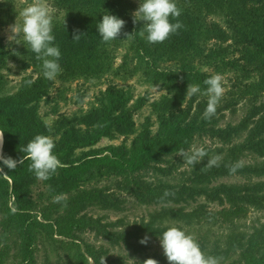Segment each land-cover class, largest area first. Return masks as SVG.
Here are the masks:
<instances>
[{
    "label": "trees",
    "instance_id": "obj_1",
    "mask_svg": "<svg viewBox=\"0 0 264 264\" xmlns=\"http://www.w3.org/2000/svg\"><path fill=\"white\" fill-rule=\"evenodd\" d=\"M99 2L126 21L125 27L133 33L130 37L144 51V38L139 35L143 21L133 23V12L137 8L134 0ZM176 3L183 11L189 10L205 29L211 25L207 13L222 16L237 45L248 43L264 54V12L258 10L259 6L264 5V0H201L202 7L189 0H176ZM13 56L11 47L0 39V130L4 137L2 152L6 157L19 160L25 155L20 149L39 133L41 121L33 116V110H27V98L21 96L7 100L1 96L9 87L3 69ZM260 62L254 60L245 67L237 58L231 63L248 71L264 70V62ZM156 65L155 61L149 74L154 75ZM158 72L161 73L159 77L171 87L173 77ZM195 75L201 85L209 77L206 73ZM198 95H193L177 113L160 112V131L153 133L154 120L147 118L130 154L126 148L109 145L94 150L86 157H73L77 149L96 146L103 137L112 135L117 126L133 122L137 106L127 107L131 97L123 92L109 90L97 130L85 136H77L70 130L65 142H54V154L61 161L62 173L67 177L80 176L93 169H105L119 179L111 178L107 185L92 183L80 187L71 191L66 200L60 203L49 201L33 206L28 200V182L35 177L28 170L30 161L18 164L15 170L8 169L0 161V202L14 197L13 206H8L0 216V264H6L13 247L18 249L20 255L16 264H37L36 251L41 239H49L47 241L54 246L59 257L66 256L69 264H100L101 257H105L106 264H143L148 258L157 260L158 264H170L164 252H150L149 244L140 241L146 235L160 238L168 227H179L173 220L183 219L188 214L181 208H175L172 203L179 204L192 197L206 196L223 203L264 208V97L255 95L250 99L244 115L234 121L231 118L226 120V111L229 109L233 115L238 112L237 98H224L218 104L216 115L206 120L203 113L207 101L200 102ZM206 136L219 139L222 143L204 147L209 155L200 163L186 164L178 152L181 149L188 151L198 138ZM213 155L221 156L219 166L202 171L208 158ZM248 158L254 159L248 161ZM236 162L243 166L232 174L229 166ZM234 175L247 180L209 186L212 180ZM116 186L122 191L134 193L142 202L160 204L161 207L151 210L148 218L128 225H125L123 218L108 220L106 216L89 213L90 207L94 206L123 209L124 199L117 191L111 190V187ZM165 190L173 194L165 197ZM13 208L16 209L15 214L11 211ZM85 230L94 231L112 245L132 248L135 253L131 255L132 258L137 254L139 256L129 261L124 255H114L104 244L85 239L82 236ZM238 232L230 231L228 239H238ZM245 233L247 235L241 246L242 260L234 264H264V220H254L251 229ZM13 235H16L15 239ZM11 238L13 244L10 245ZM200 247L206 256L221 257L229 253V249L221 248L219 243L210 249L207 239L202 240Z\"/></svg>",
    "mask_w": 264,
    "mask_h": 264
},
{
    "label": "rangeland",
    "instance_id": "obj_2",
    "mask_svg": "<svg viewBox=\"0 0 264 264\" xmlns=\"http://www.w3.org/2000/svg\"><path fill=\"white\" fill-rule=\"evenodd\" d=\"M189 1L202 7L201 0ZM32 2L0 0V39L11 47L14 54L3 69L9 87L1 96L7 100L21 96L27 98V110H33V116L41 121L38 134L50 136L55 143L65 142L70 130L77 136L92 134L101 123L103 105L108 101L109 90L130 96L127 107L137 106L133 122L117 126L112 135L103 137L96 146L77 149L73 157H86L94 150L109 145L126 148L130 154L147 118L154 120L152 128L155 133L161 130L160 112L177 113L180 107L187 105L191 98L186 97L189 83L199 85L201 92L198 93V100L207 101V96L203 95L207 86L198 82L196 73L209 76L220 74L225 88L220 101L232 97L239 100L238 112L233 115L228 109L226 120L231 118L238 121L244 115L250 99L255 95L264 97V70L248 71L231 63L240 58L241 63L247 67L254 60L264 62V54L248 43L237 45L222 16L207 13L211 25L205 29L189 10H186L187 13L181 9L178 19L184 27L163 43L151 44L144 38L146 49L143 51L133 42L132 37L124 35L125 32L130 33L125 26L118 39L102 42L97 24L106 12L115 14L108 11L99 0H45L52 16L54 45L61 51V72L54 81L47 80L43 76L42 61L36 59V54L23 41L22 34L13 41L8 39L9 26L17 19L20 20V11ZM134 2L138 8L141 0ZM258 10L264 12V5L259 6ZM75 30L83 34L78 42L72 39ZM155 61L156 72L151 75L148 71ZM158 71L173 77L171 87L159 77L161 73ZM29 80L34 83L29 85ZM221 143L219 139L206 136L198 138L195 145L208 147ZM115 177L119 179L105 169H93L80 176L67 177L60 167L48 180L33 177V181L28 182V200L33 206H39L42 202L53 201L59 195L67 197L71 191L92 183L107 185ZM246 180L240 175L224 176L212 180L209 186ZM111 188L124 199V208L120 210L94 206L90 207L89 213L106 216L108 220L123 218L125 225H128L148 218L151 210L161 207L160 204L142 202L134 193L122 191L117 186ZM13 199L11 197L0 202V216L8 206H13ZM171 205L188 214L183 219L173 220V223L186 234L192 235L199 245L203 239H207L210 249L217 243L221 248L229 249L227 255L216 257L219 264H234L242 260L241 246L247 235L245 232L251 229V224L257 218L264 220V208L223 203L206 196L192 197L186 202ZM232 230L239 231L238 239L234 241L228 239ZM13 236L15 239L16 235ZM82 236L97 244H104L112 254L124 255L129 261L139 256L137 254L132 258L131 255L135 254L132 248L112 245L92 230H85ZM148 237L149 251L163 252L160 238ZM12 238L10 245L13 244ZM47 240L38 241L37 264H69L66 256L60 258L50 240ZM19 259L18 249L13 247L6 264H16Z\"/></svg>",
    "mask_w": 264,
    "mask_h": 264
},
{
    "label": "clouds",
    "instance_id": "obj_3",
    "mask_svg": "<svg viewBox=\"0 0 264 264\" xmlns=\"http://www.w3.org/2000/svg\"><path fill=\"white\" fill-rule=\"evenodd\" d=\"M181 8L178 7L176 0H141L139 7L133 12V23L143 21V27L139 30V35L146 39L148 43H163L172 34L178 32L184 27L179 17ZM20 20L9 26V41H13L19 36H23V41L36 54V59L42 61L43 76L47 80L54 81L61 72L59 59L61 51L58 46L54 45L55 36L53 34V23L50 10L45 0H33L31 4L24 7L19 13ZM175 20L173 23L172 21ZM126 21L116 15L105 13L103 18L97 24L99 36L102 42L107 43L118 39ZM133 33L125 32L124 35L129 37ZM79 30H75L72 39L79 41L81 36ZM220 74L210 75L204 80L206 90L203 95L207 96V106L203 113V118L211 120L217 113V107L222 99L225 88L222 84ZM29 85L34 81H27ZM201 92L199 85L188 84L186 97H192ZM4 137L0 134V161L10 170H15L17 165H21L25 160H29V171L34 173L38 180H48L55 174L58 168L62 167L61 161L54 154V140L47 135L37 134L27 145L20 149L25 155L19 160L11 156H4L3 149ZM178 155L183 157L186 164L196 165L208 156V151L204 147H192L185 151L181 149ZM221 160L220 155L210 156L202 171L218 167ZM243 165L240 162L229 166V172L235 174ZM2 171V169H0ZM169 190H165L164 196L171 195ZM66 200L64 195L56 196L54 203H60ZM15 214L16 209L13 208ZM149 237L146 235L140 243L146 244ZM160 242L164 255L170 264H219L218 258L206 256L201 250L200 245L190 234L178 227H168L160 235ZM100 264H106L105 257L100 258ZM143 264H158L153 258L146 259Z\"/></svg>",
    "mask_w": 264,
    "mask_h": 264
},
{
    "label": "bare ground",
    "instance_id": "obj_4",
    "mask_svg": "<svg viewBox=\"0 0 264 264\" xmlns=\"http://www.w3.org/2000/svg\"><path fill=\"white\" fill-rule=\"evenodd\" d=\"M0 134H2V131L0 130Z\"/></svg>",
    "mask_w": 264,
    "mask_h": 264
}]
</instances>
